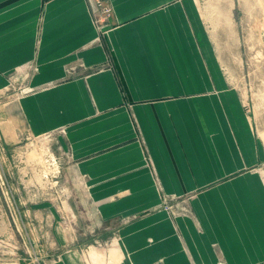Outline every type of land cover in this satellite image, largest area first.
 <instances>
[{"label": "crops", "instance_id": "1", "mask_svg": "<svg viewBox=\"0 0 264 264\" xmlns=\"http://www.w3.org/2000/svg\"><path fill=\"white\" fill-rule=\"evenodd\" d=\"M201 1L109 0L100 25L86 0H0V92L118 223L119 264H264V146Z\"/></svg>", "mask_w": 264, "mask_h": 264}, {"label": "rangeland", "instance_id": "2", "mask_svg": "<svg viewBox=\"0 0 264 264\" xmlns=\"http://www.w3.org/2000/svg\"><path fill=\"white\" fill-rule=\"evenodd\" d=\"M200 9L264 146V0H202ZM14 93L22 91L0 92V264H119L118 223L100 221L78 180L44 172L43 150L59 158L58 144L50 133L24 130L12 108ZM9 99L11 107L4 105Z\"/></svg>", "mask_w": 264, "mask_h": 264}, {"label": "built area", "instance_id": "3", "mask_svg": "<svg viewBox=\"0 0 264 264\" xmlns=\"http://www.w3.org/2000/svg\"><path fill=\"white\" fill-rule=\"evenodd\" d=\"M87 4L90 8V11L94 17V20L96 24H106L108 19L111 16L112 13V6L109 2V0H86ZM53 135V133H50ZM50 135V136H51ZM49 135H43V137H47ZM43 162L42 166L44 172H47L48 175H51L52 177L56 178L61 173V167H60V160L50 151L49 148H45L43 150ZM165 205L164 209L166 211L170 210L172 211V206Z\"/></svg>", "mask_w": 264, "mask_h": 264}]
</instances>
